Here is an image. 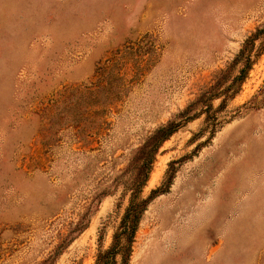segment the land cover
<instances>
[{
  "label": "rangeland",
  "instance_id": "rangeland-1",
  "mask_svg": "<svg viewBox=\"0 0 264 264\" xmlns=\"http://www.w3.org/2000/svg\"><path fill=\"white\" fill-rule=\"evenodd\" d=\"M263 27L264 0H0V264H94L169 121L127 264H264V50L199 101Z\"/></svg>",
  "mask_w": 264,
  "mask_h": 264
},
{
  "label": "trees",
  "instance_id": "trees-1",
  "mask_svg": "<svg viewBox=\"0 0 264 264\" xmlns=\"http://www.w3.org/2000/svg\"><path fill=\"white\" fill-rule=\"evenodd\" d=\"M258 39H261L259 47L256 46V42ZM254 50L257 51V54L261 53V51L264 50V27L259 28L256 33H254L245 41L244 46L241 48L239 54L234 59L231 67L238 64L241 65V67L239 70V74L232 79L231 85L226 88H222L225 78L229 76L228 72L230 68H228L225 72H223L217 82L203 93L204 99H199V101L203 102V104L207 106L209 100L221 97L225 94V92L230 91L233 85H237V83L241 84L242 82H244L253 65L252 52ZM238 90L239 88H234V93H236ZM195 104L196 103L190 104L180 114V116L184 118V122H186L190 118V113L191 111H193V106ZM182 124L183 123L180 121H169L167 124L159 127L148 139L145 147H143H149L148 154H146L147 159L143 168L144 170H142L143 175L141 176V178H138L135 182H133L131 186L129 204L125 209V213L122 217L120 226L114 234L112 245L108 249L101 250L99 252L94 264H118L119 256L122 257L123 264L128 263L134 236L141 221L142 215L147 209L150 201L157 195L166 191L165 188H157L155 190H152L151 194L148 197L144 198L142 196L143 187L145 186L149 174L153 168L155 156L158 153L163 142L167 140L175 131H177L182 126ZM82 228H85V226H83Z\"/></svg>",
  "mask_w": 264,
  "mask_h": 264
}]
</instances>
